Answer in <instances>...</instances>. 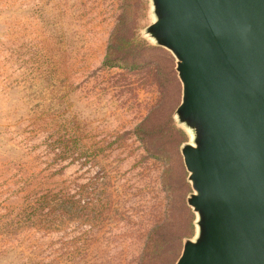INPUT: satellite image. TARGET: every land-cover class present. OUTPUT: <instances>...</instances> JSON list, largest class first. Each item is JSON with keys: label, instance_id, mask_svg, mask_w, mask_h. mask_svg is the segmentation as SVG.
Listing matches in <instances>:
<instances>
[{"label": "rangeland", "instance_id": "374dc122", "mask_svg": "<svg viewBox=\"0 0 264 264\" xmlns=\"http://www.w3.org/2000/svg\"><path fill=\"white\" fill-rule=\"evenodd\" d=\"M155 20L151 0H0V264H144L147 245L176 264L196 239L194 138ZM120 25L132 56L163 52L107 65Z\"/></svg>", "mask_w": 264, "mask_h": 264}, {"label": "water", "instance_id": "95a60500", "mask_svg": "<svg viewBox=\"0 0 264 264\" xmlns=\"http://www.w3.org/2000/svg\"><path fill=\"white\" fill-rule=\"evenodd\" d=\"M172 53L197 237L176 264H264V0H151Z\"/></svg>", "mask_w": 264, "mask_h": 264}, {"label": "trees", "instance_id": "16d2710c", "mask_svg": "<svg viewBox=\"0 0 264 264\" xmlns=\"http://www.w3.org/2000/svg\"><path fill=\"white\" fill-rule=\"evenodd\" d=\"M123 22V21H122ZM122 25H124L122 23ZM121 25L118 26V28L116 29V31L114 32V34L111 37V41H110V47H109V51L107 54V58H106V64L109 65L108 63H111L110 66L115 67L118 66L120 68H124V67H134V65H136V61L138 59V57H140V53L144 50H151L153 52H163L160 49H156L152 46H150L149 44H145L142 45L143 42H140V44L137 43L138 45V51L137 53H135L132 56V51L131 49H129L126 43H123L120 38H119V33L121 31ZM161 57L165 60V61H171L172 59H170V57L166 54V53H162ZM150 66H153L154 63L153 61L150 62L149 64ZM172 69L174 71V62H172ZM159 71V69H157ZM153 249L151 245H147L145 253H144V264H147L151 258L150 254H152Z\"/></svg>", "mask_w": 264, "mask_h": 264}]
</instances>
